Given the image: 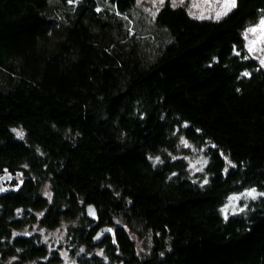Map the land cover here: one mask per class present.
Instances as JSON below:
<instances>
[{
    "label": "trees",
    "instance_id": "trees-1",
    "mask_svg": "<svg viewBox=\"0 0 264 264\" xmlns=\"http://www.w3.org/2000/svg\"><path fill=\"white\" fill-rule=\"evenodd\" d=\"M136 2L0 0V178L21 176L0 191V264H66L37 231L63 224L74 264H264V195L220 213L264 193V69L243 39L264 0L217 20L165 2L150 28ZM183 142L205 148L194 178Z\"/></svg>",
    "mask_w": 264,
    "mask_h": 264
},
{
    "label": "rangeland",
    "instance_id": "rangeland-1",
    "mask_svg": "<svg viewBox=\"0 0 264 264\" xmlns=\"http://www.w3.org/2000/svg\"><path fill=\"white\" fill-rule=\"evenodd\" d=\"M168 2L171 7H182L186 10L189 17L196 20H217L227 14L232 8L231 0H137L135 6V14L142 13L143 26L150 28L153 19L162 7ZM142 18L140 15H138ZM137 17V16H136ZM142 18V19H143ZM264 18L256 25L250 26L243 31V39L245 49L249 57L254 59L261 68L264 69ZM256 29V31H250ZM204 147H196L186 142L182 143V148L178 158L183 159L187 164V171L190 177L194 178L203 171L206 165L207 157L204 153ZM20 180L18 174L14 178H0V191L10 189L11 180ZM254 189H246L240 193L229 195L220 208V213L223 217L231 215H239L245 212L251 201L264 195ZM249 192L252 195H247ZM236 197V199H231ZM65 228L63 224L54 230H37L43 242L47 245L50 252H55L61 255L62 260L66 264H74V258L69 256L68 244L65 240ZM81 250V249H80ZM82 252V251H80ZM91 253L102 256L101 248H95ZM32 264V263H28Z\"/></svg>",
    "mask_w": 264,
    "mask_h": 264
},
{
    "label": "water",
    "instance_id": "water-1",
    "mask_svg": "<svg viewBox=\"0 0 264 264\" xmlns=\"http://www.w3.org/2000/svg\"><path fill=\"white\" fill-rule=\"evenodd\" d=\"M85 211H86L87 217L90 220L97 222V212L93 205H87L85 208ZM105 235H110L111 237H113L112 229L110 228L101 229L98 232L97 236L95 237L94 242L98 243Z\"/></svg>",
    "mask_w": 264,
    "mask_h": 264
},
{
    "label": "snow or ice",
    "instance_id": "snow-or-ice-1",
    "mask_svg": "<svg viewBox=\"0 0 264 264\" xmlns=\"http://www.w3.org/2000/svg\"><path fill=\"white\" fill-rule=\"evenodd\" d=\"M161 2H162V0H161ZM231 3H232V6H234L235 5V0H231ZM262 23H264V21H262ZM250 31H256V29H250ZM262 63H264V62H262ZM245 75H246V73H245ZM247 195H252V193L249 192ZM231 199H236V197H233Z\"/></svg>",
    "mask_w": 264,
    "mask_h": 264
}]
</instances>
